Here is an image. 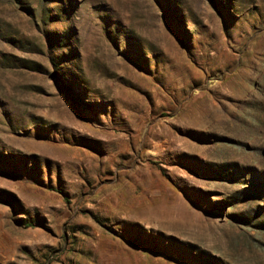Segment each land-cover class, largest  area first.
I'll list each match as a JSON object with an SVG mask.
<instances>
[{
    "label": "rangeland",
    "instance_id": "374dc122",
    "mask_svg": "<svg viewBox=\"0 0 264 264\" xmlns=\"http://www.w3.org/2000/svg\"><path fill=\"white\" fill-rule=\"evenodd\" d=\"M0 264H264V0H0Z\"/></svg>",
    "mask_w": 264,
    "mask_h": 264
},
{
    "label": "trees",
    "instance_id": "16d2710c",
    "mask_svg": "<svg viewBox=\"0 0 264 264\" xmlns=\"http://www.w3.org/2000/svg\"><path fill=\"white\" fill-rule=\"evenodd\" d=\"M12 205H14V203H11ZM18 223L21 227L23 228H35V227H40V226H43V221H39V223L37 221H32V220H29V219H19L18 220ZM159 252V250H158Z\"/></svg>",
    "mask_w": 264,
    "mask_h": 264
}]
</instances>
